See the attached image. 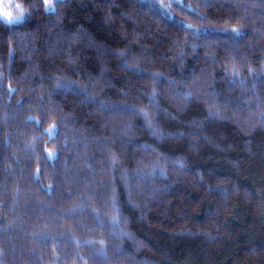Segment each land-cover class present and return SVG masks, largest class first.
<instances>
[{
  "label": "trees",
  "instance_id": "obj_1",
  "mask_svg": "<svg viewBox=\"0 0 264 264\" xmlns=\"http://www.w3.org/2000/svg\"><path fill=\"white\" fill-rule=\"evenodd\" d=\"M16 1L0 264H264V0Z\"/></svg>",
  "mask_w": 264,
  "mask_h": 264
},
{
  "label": "snow or ice",
  "instance_id": "obj_2",
  "mask_svg": "<svg viewBox=\"0 0 264 264\" xmlns=\"http://www.w3.org/2000/svg\"><path fill=\"white\" fill-rule=\"evenodd\" d=\"M58 2L60 3H63V0H58ZM45 11H49V12H55V7L54 5L50 2V0H45ZM18 11L16 13V15H11V16H8V17H3L4 21L8 24H12V23H15V22H19L20 20L23 19L24 15H25V12H26V9H24L20 4H17L16 5ZM161 7H164V5H161ZM233 32H238V29L236 28H233L232 29ZM50 132H51V129H50ZM54 153H49V155H53Z\"/></svg>",
  "mask_w": 264,
  "mask_h": 264
},
{
  "label": "rangeland",
  "instance_id": "obj_3",
  "mask_svg": "<svg viewBox=\"0 0 264 264\" xmlns=\"http://www.w3.org/2000/svg\"><path fill=\"white\" fill-rule=\"evenodd\" d=\"M54 1H56V0H50V2L54 5ZM45 3V2H44ZM17 4H19L16 0H0V8H2L3 10H5V11H11L12 13H13V15H16V13H17V11H18V9H17V7H16V5ZM45 5V4H44ZM44 8H45V6H44ZM0 18L2 19V20H4L3 19V16L2 15H0ZM20 21H22V20H20ZM19 21V22H20ZM16 23V22H15ZM50 129H51V132H50ZM47 132L49 133V135H52V133H53V128L52 127H49L48 129H47ZM53 153L52 151H49L48 152V156H49V158H52V156L53 155H49V153Z\"/></svg>",
  "mask_w": 264,
  "mask_h": 264
},
{
  "label": "clouds",
  "instance_id": "obj_4",
  "mask_svg": "<svg viewBox=\"0 0 264 264\" xmlns=\"http://www.w3.org/2000/svg\"><path fill=\"white\" fill-rule=\"evenodd\" d=\"M0 15H2L3 17H8L13 15V13L11 11H5L2 8H0Z\"/></svg>",
  "mask_w": 264,
  "mask_h": 264
}]
</instances>
